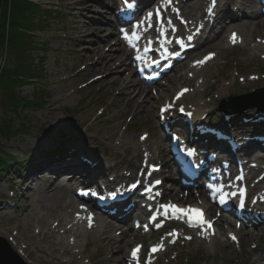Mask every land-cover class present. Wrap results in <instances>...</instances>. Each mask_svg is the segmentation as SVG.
Segmentation results:
<instances>
[{
	"label": "rangeland",
	"instance_id": "374dc122",
	"mask_svg": "<svg viewBox=\"0 0 264 264\" xmlns=\"http://www.w3.org/2000/svg\"><path fill=\"white\" fill-rule=\"evenodd\" d=\"M33 1L40 6L41 10L33 17L35 27L31 31L32 49L23 59L22 65L25 69L27 68L24 65L29 66L31 72L27 77L35 78L33 80L23 78L25 83L14 88L17 95L27 101V105L13 108L4 106L0 95V162L13 160L14 163L5 166V169L3 168L4 170L0 171V227L12 226L13 222H19L22 217L20 215V205L22 203L20 196L21 189H24L22 188L24 181L31 175L37 179L42 171L35 169V161L44 158L43 151L35 146L41 139L47 137L55 140L54 145L49 147L50 155L54 158L66 155L65 158L69 159L68 155L76 150V147L81 146L84 148L87 146L92 154L97 155L105 167L117 170L115 173L124 178L131 173L132 169H134V174L136 168L140 165L142 153L146 150L144 147L141 149V143L138 142L140 134H148L149 142H153L158 150L159 136L162 135V132L159 130V134L153 136L150 127L156 125L158 120L157 107L161 104L160 102L169 99L179 86H188L191 89L183 96L182 103L190 109H199L203 112L204 121L219 120V122H223L224 105L234 106L246 100H248L247 103H252L251 100L260 99L264 93V59L260 58L264 55V50L256 52L254 60H246L241 45L221 50L216 47H208L196 54L200 55L206 51L216 53V58L209 63V66L207 65L208 68L205 69V72L200 71L193 74L188 71L190 69L185 63V68H181L175 74L168 75L161 84L148 88V93L151 95L150 103L144 100L140 106V109L147 108L148 116L140 115V111L134 115L126 111L120 112L124 109V106L120 104L119 100H111L109 86L103 84L101 79H94L98 75L102 77L101 72L91 71L92 66L89 68V65L84 61V55L86 52L92 51V44L97 40L96 37L92 36L88 39V41H91L90 43L88 41L84 42V38L76 36L82 26L86 27L91 23H101L105 29L104 31L107 32L106 23L111 18L110 13H108V18L106 16L99 17L102 14V6L92 7V4H86V0L84 3L87 6L78 8L74 5L73 0ZM235 1L231 3V6ZM231 6L230 9H232ZM203 8L204 5L197 14L201 15ZM253 10L259 12L258 6ZM243 11L250 13V10L245 8ZM241 21H244V19ZM110 24H112V21ZM220 29L219 25L215 27V33L208 35L207 39L212 38ZM228 30L230 29L223 32L224 42ZM106 32L102 34V38L108 35ZM113 32L115 38L116 33L114 30ZM263 36L264 30L256 31L251 36L250 45L255 43L256 37L263 38ZM259 44L260 42L255 43V45ZM238 52L241 53L238 54ZM126 59H128V56ZM17 63L18 61L13 52L1 46L0 69L15 70ZM119 68H123V65ZM238 70L241 71L239 76L244 77L246 73H255L257 79L251 80L252 84L248 87L241 86L239 81H235V85L239 87L240 92L234 93L231 81L232 76L234 80L237 79ZM75 71H80V75L70 78V75ZM118 72H121V70ZM236 72L237 75H235ZM190 73L193 74L191 79L189 78ZM58 78L62 80L55 82ZM217 78H220V81L215 85L214 80ZM202 80H206V82L203 84ZM221 87L226 88L227 91H222ZM158 89H163L165 96L156 100L152 92ZM201 89L204 93L195 95ZM257 89L260 91H256ZM67 94L68 97H66ZM242 94H248V97L243 100H229L231 98L229 96ZM59 95H61V99H57ZM33 101L35 104L31 105ZM249 106L250 108L245 109V111L254 110L258 112L259 109L253 105L248 104L244 107ZM148 111L151 112V116ZM262 115H264V112H262ZM85 116H93L98 119L93 122L94 127H90L92 128L91 131L94 132L93 135L86 133V128H89L86 125L91 122H85L87 120ZM112 125L119 130L109 134V127H114ZM156 127L160 129V125L159 127L156 125ZM104 135L110 136V139L104 141ZM65 136L67 137L65 138ZM124 139L128 141L133 139V142L138 144L136 150H134L131 142L125 147H119L118 145H122L120 143L124 142ZM165 141L168 144L167 137ZM108 142H110V145L107 144ZM57 149H63L61 154L53 153ZM150 154L157 158L156 155ZM75 155L79 160L84 161L83 163L86 165L90 166L92 164V161L85 158L86 155L82 154L81 151L76 150ZM156 158V161L153 162H160ZM108 173L106 172L105 176L111 178ZM61 177L59 176L57 179L53 177L49 180L58 183L59 179V184H61L60 179L63 178ZM31 181L32 179L25 185L31 190H36ZM72 185L73 187L70 186V194L74 197L73 189L77 183L74 182ZM47 186L48 184L43 182L37 184L36 187L42 191ZM1 200H7V203L9 200V204L13 200L14 204L11 207L3 204ZM57 224V221L51 222V225L56 227L58 233L61 234L62 229L59 226L57 227ZM80 225L83 227L82 223ZM222 229L223 231H219L220 233L214 237L213 244L212 241L203 242L200 240L186 242L181 238L174 247H171L157 258V264H264V249L263 245L260 244L264 238V236L262 238L264 225L253 229L240 228L238 232L239 243L237 245L230 240H226L228 230ZM10 230H13V228ZM246 232L252 233V236L249 235L248 239L246 238ZM58 233L56 232V234ZM8 235L6 237L0 236V246L5 248L14 264H29L14 251L9 244V241L12 242V237ZM154 235L151 233L150 237H154ZM156 236L160 237L159 234ZM118 238L122 239L123 236L119 235ZM90 239L91 235L88 236V244L84 248V240L81 238L79 246L73 249L74 252L76 251L75 253L83 250V252L90 254V257L77 258L70 264H85L84 261L91 262L90 264H100L103 253L109 256L108 248H104L102 251L99 245ZM128 239L125 255L133 242H142V238L138 235ZM36 255L41 256L38 252H36ZM123 263L124 261L120 264Z\"/></svg>",
	"mask_w": 264,
	"mask_h": 264
},
{
	"label": "bare ground",
	"instance_id": "6f19581e",
	"mask_svg": "<svg viewBox=\"0 0 264 264\" xmlns=\"http://www.w3.org/2000/svg\"><path fill=\"white\" fill-rule=\"evenodd\" d=\"M142 3L150 4V2L154 0H140ZM217 1V0H216ZM235 0H224V3H229L231 6V3ZM85 0H73V3L75 6L78 7H84L87 5L92 4L93 6L99 7L102 6V14L101 16H106L108 18V13L110 15H113V9L116 6V3L114 0H86V4L84 3ZM139 2V4H141ZM176 5L178 7V10L181 12V14L190 20V22H195V25H199V23H202L203 30H199V33L195 35L194 38V44L199 45L192 53V57H195L196 54L201 52L204 48L208 47H216L221 49H229L230 45L227 43V41H223V32L227 29H231L230 31H237L238 36H242L241 41V47H243V52L246 55V60H254L256 57V52L263 51L264 45H255V43L262 41V38L256 37L255 43L253 45H250L251 43V36L255 34L256 31L264 30V15L261 14V11L256 12L253 9L258 6L260 9L259 0H236L234 4L231 6L232 9L226 8L223 11H220L219 14H215V11H212L210 14L212 19L209 21H204V10L205 6L209 8V4L212 2V0H209L206 2V0H194L190 2L189 4H184L180 2L179 0H176ZM138 4V5H139ZM143 5V4H141ZM145 5V4H144ZM143 5V6H144ZM204 5L203 12L201 15L197 14L201 11L202 6ZM142 7V6H141ZM248 9L250 10V13H245L243 10ZM215 14V15H214ZM244 21H241L243 19ZM263 19V20H262ZM106 23L107 32L104 31V27L101 23H91L88 26H82L79 30V33H76V36L84 38V42L88 41L92 36L96 37V41L93 42L92 46L93 49L91 52H86L84 55V61L89 65V68L91 71L97 70L100 71L102 74L96 76L94 79L98 80L101 79L103 84L109 86V97H111V100L114 101H120V104L124 106L123 110L130 112L131 115L136 114V112L140 111V115H147V108L140 109L141 103L145 100L146 102L150 103L151 95L148 93V86H141L136 79H132V70L131 65L129 62H126V56L128 53V50H126L119 42L118 38H114V32L112 30L113 25L110 24L112 19L109 18ZM240 21V22H238ZM193 23H189L188 26H190ZM221 28L217 34H214L212 38L209 40H205L201 44H198L201 42V36L207 37L210 34L215 33V27ZM104 31V32H103ZM189 31H193V28L189 27ZM230 31H228V37L230 34ZM108 33L105 38H102V34ZM236 32V33H237ZM222 34V35H221ZM264 38V36H263ZM83 42V43H84ZM88 42L91 43L89 40ZM116 46H112V45ZM108 45H110L108 47ZM196 52V53H195ZM241 52H238L240 54ZM261 53V52H260ZM121 65H123V68H119ZM209 62L207 61L202 66L194 67L190 66L188 71H192L193 74H196L200 71H204L208 68ZM185 68L184 63H182L178 68ZM121 70V72H118ZM239 71V74L237 79L232 76L231 85L233 86L234 93L240 92L239 87L235 85V81H239V84L241 86L248 87L252 84L251 80H256L257 76L255 73L250 74L246 73L245 76H239L241 71ZM127 72V74H126ZM177 71H173L172 73H176ZM255 72V71H254ZM192 74V76H193ZM80 71H75L72 75H70V78L74 76H79ZM221 75V74H220ZM237 75V72L235 73ZM234 75V76H235ZM251 75V77H249ZM241 77V78H238ZM62 79H56L55 82H60ZM203 81V80H202ZM215 81V85L220 81V78H217ZM198 82V80H197ZM206 82V80L203 81V84ZM202 84V85H203ZM224 87V86H223ZM221 87L222 91H227L226 88ZM232 90V91H233ZM260 91V90H259ZM66 93V91H65ZM204 91L201 89L200 91L196 92L195 95L199 94L202 95ZM165 92L163 89H158V92L153 94V97L157 99L162 98ZM117 95V96H116ZM61 95L57 96V99H61ZM69 95L67 94L66 97ZM237 97H241L245 99L248 97V94H242L237 95ZM260 106H264V93L262 94V97L259 99ZM248 100L243 101L242 107L247 103ZM161 104L163 103L160 102ZM184 113L191 118L194 122H198L197 125H202L205 123L203 112H201L199 109H190V110H183ZM190 111V112H186ZM150 112V111H148ZM264 112V111H260ZM190 113V115H189ZM243 114L237 113L232 115V119L230 117V121L235 123V127H227V130L224 131V133L228 136H223L225 142L228 141H234L237 142L238 137H242V140L238 141V148L235 151L238 157H241L243 155H253L256 152L254 150H258L260 153L264 154V147L261 146L259 142H256L253 139V136L256 134L254 133L256 131V127L262 126L264 124V119L261 117V113L255 112L254 110H247L242 112ZM184 114V115H185ZM241 114V115H240ZM92 115V114H91ZM223 115V114H222ZM151 116V112H150ZM225 116V115H223ZM86 121L85 122H91L89 125L86 126L89 128H86L87 134H92V127L95 125L93 122H95L97 117L93 116H85ZM177 121V127L179 129H183L189 132H195L194 126H190L189 124L176 120ZM156 125L159 127L158 120L156 121ZM156 125L154 124L153 127H150V131L153 136H156L159 134V130ZM174 125V124H170ZM229 125V124H228ZM114 126V125H112ZM230 126V125H229ZM94 127V126H93ZM173 128V126H170ZM109 134H113V132H118L119 129L117 127H109ZM161 131V130H160ZM142 134H140L141 136ZM67 136H65L66 138ZM160 143L158 145V151L157 147L153 142H149V138L141 139L138 137V142L141 143V149L144 147L146 150H149L152 154L157 156V159L160 160L161 164L166 167L168 159H169V152L167 151L166 147V138L163 137V135H160ZM110 136L104 135L103 140H109ZM147 139V140H146ZM55 140L53 138H45L38 141L35 146H37V149H40L43 151V159L35 161V169L42 170L39 174L38 178L36 179L33 175L27 177L24 181V186L21 189V196L22 203L20 205L22 216L19 222H13L12 226L9 227H0V236L6 237L8 236L12 237V242L9 241L10 245L14 249V251L22 257L26 262L29 264H70L73 260H77V258L82 259V257H90V254L80 251L75 253L74 248H77L79 246V240L83 238L84 240V246L88 244V236L91 235V241L93 240L94 243L99 245L100 249L108 248L109 249V256H106L105 253H103V256L101 257L100 264H120L122 261H125L126 255H125V247L128 242L129 237H133L130 232V228L124 224L125 220L120 221H107L104 220L99 227V229L92 228L91 231H87L85 228L82 227L80 229L77 225H79L80 222H77L74 224L75 220L73 219V214L77 211V206L74 201H76V198L71 196L70 190L71 187L69 184H59L56 181H51L50 178L58 177L60 174H64L67 178H65L67 181L71 182H78V183H88L92 182L95 183L96 175L97 177L103 178L106 172H112L113 168H107L103 164V162L97 157V155L92 154L90 149L86 146L82 148L81 146L76 147V150L81 151L82 154L86 155L85 158L92 161V165H86L83 163L84 161L79 160L76 157V150L72 151L68 156L69 159H66V155H60L57 158H54L50 155L49 147L54 145ZM134 140H125L124 142L120 143L122 145H118L119 147H125L128 143H132L134 146V150H136L137 143L133 142ZM152 143V144H151ZM110 145V142L107 143ZM217 145H224V142H217ZM81 145V144H80ZM61 152V151H60ZM156 152V153H155ZM255 152V153H253ZM142 153V151H141ZM84 157V156H83ZM151 157V156H150ZM156 158V157H154ZM260 164H263L264 168V158L261 159ZM169 168V166H168ZM259 168V166H257ZM262 168V169H263ZM171 169V168H169ZM110 170V171H107ZM36 171V170H35ZM170 175L176 174L175 171H167ZM165 176V175H164ZM32 179V183L34 184V188L36 190H31L25 183H28L29 180ZM64 179V180H65ZM92 179V180H91ZM62 181V179L60 180ZM47 183L48 186L42 191L38 189L37 184L39 183ZM59 182V179H58ZM23 185V184H22ZM21 185V186H22ZM255 190H258L257 186H254ZM23 191H25L23 193ZM41 195H40V194ZM168 198L173 201V199H177L179 203L185 204L188 203L189 200H186L184 197L179 198L178 194H168ZM206 198V197H205ZM192 200V198H191ZM206 202V200H204ZM83 204V203H82ZM141 212V211H139ZM209 215H213V211L209 212ZM96 220V219H95ZM50 221V223H49ZM52 221H57V227L59 226L63 231L61 234L58 233L56 227H53L51 225ZM221 223H215L216 226H221L224 224H230L229 219L227 217H224L222 220H219ZM13 228V230H10ZM120 235H123L122 239H119L114 235L115 231H119ZM15 231V233H13ZM56 232L59 234H56ZM249 235L252 236V233L246 232V238L248 239ZM69 237H72V241L69 240ZM212 241V244L214 242L213 238H210ZM227 240V239H226ZM206 241V240H205ZM228 241V240H227ZM122 244V245H121ZM0 252L3 257L8 258V253L5 251V248L0 246ZM36 252H38L41 256L36 255ZM117 252L116 254H114ZM60 253V254H57ZM44 257V258H43ZM128 257V256H127ZM1 259V257H0ZM10 260V259H9ZM4 260L1 259L0 262L4 264Z\"/></svg>",
	"mask_w": 264,
	"mask_h": 264
},
{
	"label": "trees",
	"instance_id": "16d2710c",
	"mask_svg": "<svg viewBox=\"0 0 264 264\" xmlns=\"http://www.w3.org/2000/svg\"><path fill=\"white\" fill-rule=\"evenodd\" d=\"M40 10V6L33 0H1L0 47L11 50L18 61L15 70L0 69V95L4 106L13 108L27 105V101L18 96L14 88L25 83L23 78H35L27 77L31 71L27 65H24L27 69L23 68L22 62L32 49L31 31L35 27L33 17ZM33 104L34 101L31 102ZM4 162H0V169L7 166V160Z\"/></svg>",
	"mask_w": 264,
	"mask_h": 264
},
{
	"label": "snow or ice",
	"instance_id": "6c2138e0",
	"mask_svg": "<svg viewBox=\"0 0 264 264\" xmlns=\"http://www.w3.org/2000/svg\"><path fill=\"white\" fill-rule=\"evenodd\" d=\"M127 2V0H126ZM166 3L168 4H171V0H165ZM216 4V0H212V5L215 6ZM127 7L128 8H132L133 5L131 3H128L127 4ZM175 11L178 12V9H176ZM213 11V8L210 7L208 9V12L209 13H212ZM157 15H159V9H157ZM153 16V13H148V16L147 18H151ZM169 24H171V21H169ZM173 30L175 31V28H173ZM136 39H139V37L136 35V33H133L132 34ZM125 36L127 37V33H125ZM192 37L189 36L188 37V40H191ZM231 39H232V42L235 43L236 42V33H232V36H231ZM168 42H171V41H168ZM178 43H180L182 46H184V41L181 39V40H178L177 41ZM145 51H147V49H145ZM167 51V50H165ZM175 55H179V53H173ZM214 55V54H209L208 56H205L203 60H199V61H196L195 63L196 64H203L205 61H207L208 59L211 58V56ZM184 91H187V89H185ZM182 94V93H181ZM181 111H183V109L181 108ZM190 115V113H189ZM143 138V137H142ZM157 184L160 183V181H156ZM133 188L136 187L135 184L132 185ZM217 191H220V189L218 188ZM92 195H96V193H92ZM112 196H115L116 193L113 192L111 193ZM231 195L235 196L236 193H232ZM101 199H103V197H101ZM221 204H224L226 203V200L225 198L222 196L220 198V201H219ZM240 208H244V192L243 190H241L240 192ZM81 207H84L83 205ZM160 208L163 209V215L164 216H168L169 213H171V216L173 218H180V216H186L188 218V221H189V224L191 225L193 222H198L202 225H208L210 226L211 225V222L208 221V220H205L204 217H203V210L202 209H198V208H192L191 206L189 207H186V208H182V207H179L175 204H165V205H160ZM79 215V214H78ZM89 221H90V225L91 226V216L88 217ZM156 219V216H152V220H155ZM161 224H157L156 227H160ZM147 225H145V230H147ZM169 235H175V231H173L172 233H169ZM188 239H191V237H187ZM233 239H235V236L232 237ZM163 247V244H160V245H155L153 246L152 248V251L155 252V251H158L160 248ZM139 248L140 246L138 245L136 249L133 250L132 252V255L133 257H136L138 252H139Z\"/></svg>",
	"mask_w": 264,
	"mask_h": 264
},
{
	"label": "water",
	"instance_id": "95a60500",
	"mask_svg": "<svg viewBox=\"0 0 264 264\" xmlns=\"http://www.w3.org/2000/svg\"><path fill=\"white\" fill-rule=\"evenodd\" d=\"M0 5H1V0H0ZM0 257H1V259L4 260V261H3L4 264H14V263L11 261L10 258H9V259H10V260H9L8 258L3 257L2 254H1V252H0ZM1 259H0V260H1ZM0 264H3V263L0 262Z\"/></svg>",
	"mask_w": 264,
	"mask_h": 264
}]
</instances>
